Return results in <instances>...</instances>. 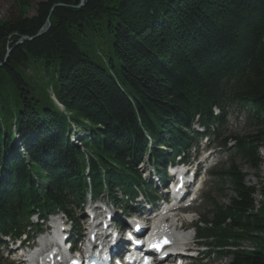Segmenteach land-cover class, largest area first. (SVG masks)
<instances>
[{
	"label": "trees",
	"instance_id": "obj_1",
	"mask_svg": "<svg viewBox=\"0 0 264 264\" xmlns=\"http://www.w3.org/2000/svg\"><path fill=\"white\" fill-rule=\"evenodd\" d=\"M79 2L38 1L28 16L30 0H14L0 22V62L13 47L0 66V234H17L35 210L80 201L87 178L94 192L139 183L150 144L161 161L159 146L187 144L196 116L220 124L240 104L239 163L223 171L230 194L211 201L202 233L225 264H264V0ZM22 36L33 39L14 46Z\"/></svg>",
	"mask_w": 264,
	"mask_h": 264
},
{
	"label": "rangeland",
	"instance_id": "obj_2",
	"mask_svg": "<svg viewBox=\"0 0 264 264\" xmlns=\"http://www.w3.org/2000/svg\"><path fill=\"white\" fill-rule=\"evenodd\" d=\"M38 1H42V0H30V6H29V9H28V13L27 15L28 16H31L34 11H35V6H36V3ZM15 12V4H14V0H0V22L1 21H4L5 19H7L8 17H10V15L12 13ZM49 93H50V97L52 99V96H53V92L51 89H49ZM54 98V96H53ZM53 100V99H52ZM232 129H240V126H235L234 124L232 125ZM74 134V133H73ZM82 134L80 131L78 133V135ZM76 144H79L76 140L74 141ZM204 146H205V143L204 141L201 143V148L203 151H206L204 150ZM259 153L261 155V157L263 158V162H262V165L260 167V176L264 178V149H261L259 150ZM203 155L205 154H202L196 162H198V160H200L201 158H203ZM216 158V155L215 157ZM219 163V162H218ZM208 165H206L205 167H207ZM243 169V172L246 173V177H245V180H246V183L249 185H256L257 184V180H256V177L254 175V172L253 170L251 169H247L246 167H242ZM89 169H88V166L87 164H85L84 166V171L87 172ZM217 184V183H216ZM207 189V190H206ZM216 187H215V184L214 182L211 184H209L207 186V183H206V187L204 190L207 191H214V197L215 199L220 202V203H227V196L228 194H230V190L229 188H227L226 186H223L221 191L220 192H217L216 191ZM254 198L255 200L259 201L261 199V196L256 193L254 195ZM198 207V206H197ZM206 210H207V206L206 205H203V206H200L198 207V210H197V213H193L191 216H194L197 217V216H201V217H204L205 214H206ZM79 213V212H77ZM195 214V215H194ZM241 245H243L245 248H249V247H252V246H256L255 244L253 243H245L243 242ZM4 257L6 256V254L0 249V257ZM228 261V258H222V259H214V260H208V261H202V263H197V264H225L226 262ZM3 263V262H2ZM1 263V264H2Z\"/></svg>",
	"mask_w": 264,
	"mask_h": 264
},
{
	"label": "water",
	"instance_id": "obj_3",
	"mask_svg": "<svg viewBox=\"0 0 264 264\" xmlns=\"http://www.w3.org/2000/svg\"><path fill=\"white\" fill-rule=\"evenodd\" d=\"M86 0H80V2L78 3V5H75L74 7H82L84 5V2ZM60 5V3H54L50 10H52L55 6H58ZM50 27V21L49 20H46L45 23L42 25L41 29L34 35V37H38V36H41L42 34H44ZM33 37H30V36H22L20 37L15 43H14V46L18 45V44H21L23 41H29V40H32ZM13 47H10L6 50V53H5V56H4V59L2 62H0V66H2V63L8 58V56L10 55L11 51H12Z\"/></svg>",
	"mask_w": 264,
	"mask_h": 264
},
{
	"label": "bare ground",
	"instance_id": "obj_4",
	"mask_svg": "<svg viewBox=\"0 0 264 264\" xmlns=\"http://www.w3.org/2000/svg\"><path fill=\"white\" fill-rule=\"evenodd\" d=\"M158 217H159V215L157 216V218ZM165 217H166V219L164 221H162L160 223H157L155 225L156 230H158V231H164V230H167V229L170 230L175 222H177V227H178V222H179V219H177L178 212L165 213ZM182 227H183V225H182ZM43 254L44 253L41 252L38 255L42 256ZM40 261H43V259L40 258Z\"/></svg>",
	"mask_w": 264,
	"mask_h": 264
}]
</instances>
